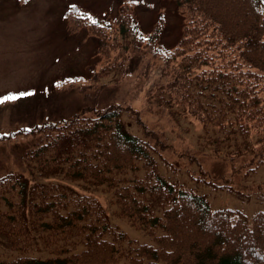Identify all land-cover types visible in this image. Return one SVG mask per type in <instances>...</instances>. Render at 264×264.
Returning a JSON list of instances; mask_svg holds the SVG:
<instances>
[{
  "label": "trees",
  "instance_id": "obj_1",
  "mask_svg": "<svg viewBox=\"0 0 264 264\" xmlns=\"http://www.w3.org/2000/svg\"><path fill=\"white\" fill-rule=\"evenodd\" d=\"M176 1L186 21L170 49L160 42L161 22L145 34L128 8L96 23L77 6L68 14L97 40L103 63L94 81L119 82L139 50L162 58L168 80L156 86V102L196 119L205 146L230 161L231 171L216 180L246 183L264 170V0ZM126 112L142 125L143 137L128 130ZM28 132L39 135L24 154L32 174L103 187L118 215L152 242L129 239L97 197L10 172L0 178V237L17 254L4 256L0 248V264H264V210L250 218L238 209H213L204 196L163 176L155 156L166 144L133 108L85 106ZM198 167L200 179L217 186ZM155 197L160 211L148 199ZM36 241L49 256L32 255Z\"/></svg>",
  "mask_w": 264,
  "mask_h": 264
},
{
  "label": "rangeland",
  "instance_id": "obj_2",
  "mask_svg": "<svg viewBox=\"0 0 264 264\" xmlns=\"http://www.w3.org/2000/svg\"><path fill=\"white\" fill-rule=\"evenodd\" d=\"M73 6L79 8L81 17L91 20H113L120 10L128 8L145 34L161 22L160 42L165 49L178 41L186 21L176 0H0V98L13 94L18 97L0 104V178L21 172L32 183L61 182L90 194L101 201L110 222L129 239L152 242L150 235L118 215L112 194L103 187L61 175L32 174L24 161L25 152L39 140L38 134L28 132L34 127L69 118L85 106L105 108L117 104L133 108L162 137L166 145L155 157L161 174L171 182L204 196L213 209H238L250 218L264 210V170L249 174L246 180L251 183L247 184L239 179L216 180L231 171L230 161H224L205 146L203 129L196 119L178 114L174 106L170 109L156 102V86L168 80L162 58L144 55L139 50L129 55L119 82L111 76L94 81L92 77L103 58L97 52V40L89 26L85 22L77 25L69 16L68 9ZM124 119L131 133L143 137V127L136 122L135 115L126 112ZM246 159L244 156L238 162ZM199 164L212 174L217 186L200 179ZM148 199L160 211V198ZM36 244L39 249L32 255H50L42 242ZM0 248L4 256L17 254L3 237Z\"/></svg>",
  "mask_w": 264,
  "mask_h": 264
},
{
  "label": "snow or ice",
  "instance_id": "obj_3",
  "mask_svg": "<svg viewBox=\"0 0 264 264\" xmlns=\"http://www.w3.org/2000/svg\"><path fill=\"white\" fill-rule=\"evenodd\" d=\"M25 2L27 3L28 0H25ZM93 23H96L95 20L92 21ZM32 93H21L20 95H31ZM18 97L16 95H6L3 98H0V104H3L6 101H10V100H16Z\"/></svg>",
  "mask_w": 264,
  "mask_h": 264
}]
</instances>
